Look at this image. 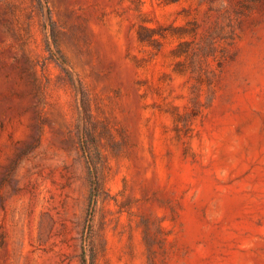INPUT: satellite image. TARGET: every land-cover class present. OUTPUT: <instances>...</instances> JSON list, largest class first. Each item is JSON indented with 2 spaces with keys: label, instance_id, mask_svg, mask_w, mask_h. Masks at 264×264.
<instances>
[{
  "label": "rangeland",
  "instance_id": "obj_1",
  "mask_svg": "<svg viewBox=\"0 0 264 264\" xmlns=\"http://www.w3.org/2000/svg\"><path fill=\"white\" fill-rule=\"evenodd\" d=\"M264 264V0H0V264Z\"/></svg>",
  "mask_w": 264,
  "mask_h": 264
},
{
  "label": "trees",
  "instance_id": "obj_2",
  "mask_svg": "<svg viewBox=\"0 0 264 264\" xmlns=\"http://www.w3.org/2000/svg\"><path fill=\"white\" fill-rule=\"evenodd\" d=\"M84 264H87V260H86V258L84 259Z\"/></svg>",
  "mask_w": 264,
  "mask_h": 264
}]
</instances>
